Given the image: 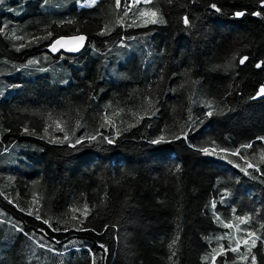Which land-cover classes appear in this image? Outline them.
Listing matches in <instances>:
<instances>
[{
	"label": "trees",
	"instance_id": "16d2710c",
	"mask_svg": "<svg viewBox=\"0 0 264 264\" xmlns=\"http://www.w3.org/2000/svg\"><path fill=\"white\" fill-rule=\"evenodd\" d=\"M124 2L117 9L115 0H0V264H92L93 254L96 264H212V249L229 246L217 238L246 237L216 216L233 223L234 215L254 216L242 227L264 238V141L257 140L264 137V97L251 99L264 85V66H255L264 62V8L259 0H153L125 16ZM148 7L164 22L129 27ZM236 11L246 14L235 18ZM105 26L111 31L100 35ZM71 35L86 37L79 55L48 51L54 39ZM145 97L155 114L125 131L135 123L132 112L143 115ZM208 101L211 117L204 115ZM105 115L115 127H100ZM189 115L199 118L192 128ZM56 120L67 121L70 136L76 129L69 142H49L64 135L52 130ZM46 125L50 136L41 139ZM117 129L115 144L69 146ZM183 131L186 140L172 139ZM161 135L171 142L149 143ZM204 147L228 152L205 155ZM245 161L260 170L245 174ZM85 204L87 218L72 212ZM246 251L242 244L217 264H251L237 259ZM253 254L264 264V243Z\"/></svg>",
	"mask_w": 264,
	"mask_h": 264
},
{
	"label": "snow or ice",
	"instance_id": "6c2138e0",
	"mask_svg": "<svg viewBox=\"0 0 264 264\" xmlns=\"http://www.w3.org/2000/svg\"><path fill=\"white\" fill-rule=\"evenodd\" d=\"M92 4L95 5L97 3V0H91ZM262 8H264V0H259ZM153 3V0H131V3H127V0H125L124 2V7L127 8V11H125L124 15L127 16L129 14V12H131L133 10V8L137 7L138 5H150ZM168 3H172V0H168ZM115 6L117 9L121 8L122 6V0H115ZM210 8L213 9L215 12L219 13L221 11V9L215 4H211ZM246 13L244 11H236L233 13V16L235 18H239L244 16ZM252 15L254 16H260L261 12L257 11V12H253ZM137 20H139L140 22L137 23L136 21H133L132 24L128 25L129 27H141V26H146L149 24H160L164 22L163 16L161 14V12L159 11L158 8H152V7H148L145 9H141L138 12L137 15ZM183 23L185 26H191V21L189 19V17L186 15L183 17ZM3 28H0V31H3ZM107 31H111L110 28H107V26H105V29H103L99 34L100 35H104ZM52 33H48V36H51ZM47 37H44V39H46ZM86 40V37L84 35H78V36H72V37H59L54 39L51 44H50V49L52 52H56L59 49L62 48H66L68 51L70 52H75V51H79L82 47H84V42ZM121 43H123V40L121 41ZM21 48L25 47L24 44L20 45ZM236 57L233 56L232 60H235ZM249 59V57L244 56L241 57L239 59V63L241 65H243L247 60ZM36 61L35 60H30L28 61V65H33L35 64ZM28 65H23L22 67H27ZM225 66H230V62H226ZM257 68H260L262 66H264V62L261 63H257L255 65ZM217 68L221 67V65H216ZM192 83H195V81H193ZM259 97H264V85H261L259 90L255 93V96L251 97V99H257ZM212 102L208 101L206 102V106L209 108V110L204 114L207 117H211L215 114V110L211 107ZM123 109L118 110L117 112L114 113L115 116H119L120 112H122ZM154 101L150 98V97H145L144 98V106H143V115H141L139 112H132V116L135 117V123L134 124H129L127 129H124L125 131L133 128L136 126V124H139L141 122L142 119H144L146 116L149 115H154ZM49 119H51V113H49ZM103 123L100 125L101 128L106 127V126H110V127H115V123L114 120L108 116L105 115L103 118ZM199 120V118H197V120H193V118L191 117V115H189V121H192V123L188 124L187 127L192 128L194 124L197 123V121ZM200 123H202V121H199ZM55 127L52 129L53 131H59V132H63V138H59V137H51L49 139L50 143H66L69 142L71 140V136L75 135V131L76 129L73 128L71 130V136L69 135V131L67 130V121H63V120H56L54 121ZM82 127V124L79 120L76 121V128H80ZM24 133L25 134H29V129L27 126H25L24 128ZM44 133L45 136H41V139H44L46 136H50L49 133V126H45L44 128ZM30 134H35V132H32ZM121 135V131L120 129H117L115 136H104L102 135V133L97 130L95 134H91V135H84L81 136L77 139H75V143L74 144H69L70 147L75 148L77 145L79 146H84L86 144H92L93 142L96 141H102L104 143H107L109 145L115 144L116 142V138L119 137ZM188 137V132L187 131H183L181 133V135H177L174 136L172 139L173 140H181V139H187ZM257 140H261L264 141V137H257ZM171 141L167 140L166 137L164 135L159 136L156 139H152L149 141V143L151 145H161L164 143H170ZM213 144H215V141L212 142ZM191 146V145H190ZM253 145L252 143H248V144H244L241 145V148L243 149H247V148H251ZM199 151H201L202 153H204L205 155H214V154H219V153H227L228 149H224V148H220L217 151L216 147H213L211 149L204 147V148H200ZM231 155L233 156H237L240 155V148L236 149L235 151L231 152ZM241 159H244L243 157H241ZM260 161L262 163H264V150H262L261 154H260ZM246 163V167L241 168V171L245 172V174H248V169H256V171H259V167L256 164L250 163L245 161ZM236 167H240V165H236ZM180 166L177 165L176 166V170L179 171ZM262 175H264V173H262ZM229 193L227 191V189H225L224 195L227 196ZM221 200H223V197L221 198ZM35 202V201H34ZM103 203V201H102ZM216 202L213 201V207H215ZM91 209H89L88 205L85 204L83 210L81 211V209L79 208H73L72 212L76 213V212H80L81 215L84 218H87L89 213H90ZM235 209H233V213H235ZM28 215H33V212L30 210L28 212ZM35 218L37 220H41V216L39 214L35 215ZM73 219H76V216H73ZM215 219L226 229H234L236 232H241L244 231L246 232V237L244 238H235L232 235L225 233L224 237H219L217 239H228L229 241V246L226 248L224 245H220L219 248H213L212 252L210 254V258H211V262L212 264H217V258L220 256H225L228 252H233V253H239L240 249H241V245L243 244V246L247 249L246 253L241 254L238 256V260L239 261H248L250 259L251 264H257V257L256 255L253 254V249L256 248L258 241L264 243V238H262L261 236L257 235L256 231H251V230H247L246 228H243L242 226L248 225L251 223V221L253 219H255L254 216L251 215H243V216H239V215H234V219L235 221H238V223H233L232 220H229L228 222H224L223 220H221V218L219 216H216ZM43 224L45 225H49L51 227V225L49 224V220L45 219L42 221ZM105 229H107L109 227V225H105L104 226ZM111 227H115V225H112ZM59 229H53V231H58ZM78 230L81 231H85L88 229H84V228H80ZM18 232H22L23 229L19 228L17 229ZM41 232H43V229L40 230ZM64 231H68L67 228L64 229ZM94 231V230H93ZM235 239V247L231 246V242L232 240ZM179 241V235H177L175 238L172 239L171 243L168 245L169 250L171 251V255L168 257L169 261H173V257L176 256V251H175V246L177 244V242ZM41 247H44L45 245L41 244ZM100 247L102 249H104V253L107 254L108 249L104 246V245H100ZM204 261H208L209 260V256L206 255L202 258ZM92 264H96V260H95V254H93V262ZM174 264V261H173Z\"/></svg>",
	"mask_w": 264,
	"mask_h": 264
},
{
	"label": "water",
	"instance_id": "95a60500",
	"mask_svg": "<svg viewBox=\"0 0 264 264\" xmlns=\"http://www.w3.org/2000/svg\"><path fill=\"white\" fill-rule=\"evenodd\" d=\"M72 36H78V35H71V36H63V37H72ZM59 37H61V36H59ZM59 37H57V38H59ZM51 44V43H50ZM50 44H49V46H48V51H50L51 53H63V54H65V55H69V56H74V55H79L81 52H82V49H83V47L79 50V51H75V52H70V51H68L66 48H62V49H59L58 51H56V52H52L51 51V49H50Z\"/></svg>",
	"mask_w": 264,
	"mask_h": 264
}]
</instances>
